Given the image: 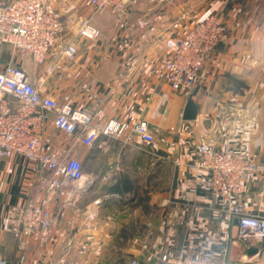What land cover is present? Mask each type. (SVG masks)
<instances>
[{"label":"crops","instance_id":"obj_1","mask_svg":"<svg viewBox=\"0 0 264 264\" xmlns=\"http://www.w3.org/2000/svg\"><path fill=\"white\" fill-rule=\"evenodd\" d=\"M48 10L64 25L58 43L74 45L76 56L62 57L55 46L36 64L0 45V67L11 60L38 82L41 93L75 108L100 109L95 123L145 119L153 140L99 136L86 146L48 123L49 148L80 161L83 189L65 205L53 197L57 221L47 241L38 234L28 238L19 264H127L160 251L264 264L262 239L239 237L236 223L227 235L219 234L222 207L215 195L198 190L186 200L183 191L187 165L203 141L218 146L240 135L264 164V0H129L120 19L108 12L94 16L99 34L93 40L71 30L86 16L83 0H49ZM213 14L227 25L228 39L200 72L196 117L184 120L186 96L152 70L163 62L165 37L182 36L194 18ZM48 65L53 70L44 74ZM32 193L37 191L27 161L18 155L0 159V259L8 264L17 263V252L13 236L2 230L3 219ZM92 209L94 219L84 220ZM244 209L264 215V173L250 182Z\"/></svg>","mask_w":264,"mask_h":264},{"label":"built area","instance_id":"obj_2","mask_svg":"<svg viewBox=\"0 0 264 264\" xmlns=\"http://www.w3.org/2000/svg\"><path fill=\"white\" fill-rule=\"evenodd\" d=\"M129 0H83L84 18L72 23L71 30L79 37L93 40L98 30L91 23L96 15L108 12L120 19ZM49 0H0V45H7L11 54L30 57L36 64L46 60L50 50L59 46L60 54L67 59L76 56L72 44H59L64 25L59 17L48 10ZM228 39V29L214 15L194 18L182 36L163 39L164 58L161 66L152 72L169 87L186 96L200 80L203 66L210 61L219 43ZM44 74L53 65L44 67ZM13 98V101L7 98ZM101 101V99H100ZM100 109L75 108L68 102H58L52 95L43 94L38 82L11 60L0 67V159L13 155L28 163L29 179L36 186L12 216H6L2 230L10 232L15 241L17 263L23 261L22 251L27 240L38 234L41 242L47 241V232L56 223L51 202L59 196L65 205L82 176L81 163L74 156L61 154L49 148L51 137L48 123L58 131L71 135L74 144L92 145L99 136L129 143L134 138L151 142L153 136L148 122L138 118L125 121L108 118L94 122ZM189 174L184 178V198L190 200L198 191L215 195L222 207L218 232L225 236L236 218L238 236L264 241V215L244 209L248 186L256 175L264 173L250 144L240 135H230L217 146L203 141L198 144L196 159L187 165ZM83 189V185L81 189ZM98 200H94V204ZM95 209L85 211L84 220H92ZM94 227V226H92ZM144 243L142 248H146ZM153 264H233L225 259L208 255L184 254L177 257L160 251ZM150 259H130L127 264H148ZM0 264H8L0 259Z\"/></svg>","mask_w":264,"mask_h":264},{"label":"water","instance_id":"obj_3","mask_svg":"<svg viewBox=\"0 0 264 264\" xmlns=\"http://www.w3.org/2000/svg\"><path fill=\"white\" fill-rule=\"evenodd\" d=\"M198 87L199 86L196 85L186 97V101H185V104H184V107H183V110H182V113H181L182 119H184V120H192L197 115L198 107H197L193 97L197 94ZM83 181H84V178H83V175H82L77 181L76 187H77L78 190L81 189ZM72 194L73 193H71L69 195V199L72 196ZM236 222H237V219L234 218L233 219V223H236ZM252 250H253V252H255L257 249L253 248ZM154 262H155V257L150 259L148 264H153Z\"/></svg>","mask_w":264,"mask_h":264},{"label":"rangeland","instance_id":"obj_4","mask_svg":"<svg viewBox=\"0 0 264 264\" xmlns=\"http://www.w3.org/2000/svg\"><path fill=\"white\" fill-rule=\"evenodd\" d=\"M83 8H84V7H83ZM213 15L216 16V17L222 22V24H224V25L226 26V28L228 29L227 25H226V24L220 19V17H219L218 15H215V14H213ZM208 16H209V15H208ZM208 16H206V17H208ZM206 17H203V18H206ZM203 18H202V19H203ZM222 43H224V42H222ZM219 44H220V43H219ZM219 44H218V45H219ZM218 45H217V47H218ZM217 47H216V48H217ZM56 221H57V216H56ZM58 221H59V220H58ZM68 242H70V241H68ZM72 246H73V245H72V242H71L70 246L67 245V246L65 247V250H66L67 247L71 248ZM24 250H25V249H24ZM24 250H23V251H24ZM23 251H22V252H23ZM66 251H67V250H66Z\"/></svg>","mask_w":264,"mask_h":264},{"label":"trees","instance_id":"obj_5","mask_svg":"<svg viewBox=\"0 0 264 264\" xmlns=\"http://www.w3.org/2000/svg\"><path fill=\"white\" fill-rule=\"evenodd\" d=\"M5 232H7V231H5ZM7 233H10V232H7ZM11 234V233H10ZM11 236H12V234H11Z\"/></svg>","mask_w":264,"mask_h":264}]
</instances>
